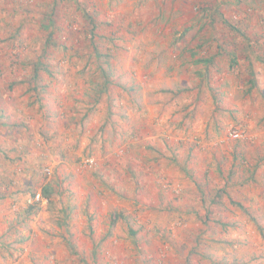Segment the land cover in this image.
<instances>
[{"label":"rangeland","instance_id":"rangeland-1","mask_svg":"<svg viewBox=\"0 0 264 264\" xmlns=\"http://www.w3.org/2000/svg\"><path fill=\"white\" fill-rule=\"evenodd\" d=\"M59 1L0 0V264H264V0Z\"/></svg>","mask_w":264,"mask_h":264},{"label":"trees","instance_id":"trees-1","mask_svg":"<svg viewBox=\"0 0 264 264\" xmlns=\"http://www.w3.org/2000/svg\"><path fill=\"white\" fill-rule=\"evenodd\" d=\"M63 1H68V0H63ZM70 1L72 3H75V2H77L79 0H70ZM59 4H60L59 0H52V2L50 3V7H49L48 11H50L51 13H53L55 15L56 14V9L59 6ZM37 5H42V4L38 3ZM205 6H206V8L204 10H206V12L209 13L210 16H212L213 19H214V17H216L215 20H217L218 17H219V19H220V17H222V15H221L222 12H220L221 13L220 14L219 10L216 7H214L212 4H210V5L209 4H205ZM86 19H87V22L89 23V24H87V31H89V33H91L90 34V40H89L91 46L94 45V49H95L99 59L101 57H103V56L106 57L104 54H102L100 52L99 47L96 45L95 31H96V29L98 27L97 22L92 20V18L90 19L89 18V14H87ZM224 21H227V20H223V22ZM228 26L230 27V29L234 30L235 32L241 33L242 36H244L246 39L247 38L249 39L248 34H246L241 28H238V27L234 26V24H232V23L228 24ZM44 27H49V26L46 25ZM61 29L62 28L59 25H56L54 28H52L51 31H47V41H46V43H47L48 46L49 45H56L57 47H62V46L66 47L64 43L61 44V42H58L57 34H55V32L57 30L60 31ZM254 45H257V44H254ZM252 50L253 51L255 50V46H252ZM45 52H47V48L46 47L44 49H42L38 54H36L37 57H35V60L32 62V68H31V72H30V75H29V78H28L29 79V83L32 84V86L30 87V91H36V93L34 92V95L37 97L36 100L39 101V102H41V100L43 99L42 94L45 91L44 86L41 85V75H42L41 73L42 72H50L51 73V71L49 70V68H50L49 64L42 61V59L46 55ZM228 54H229L230 66L232 68L233 67L234 68L238 67V65H239V56H238L237 52L229 50ZM214 57L215 56L200 58V61L201 62H205L207 64V66H208L209 63L214 62V60H215ZM257 59L262 61V62H264V57H261V56L258 57L257 56ZM108 61H109L108 57L105 59V62H100L99 61L100 68H102L101 69L102 70V75L105 76V80H104L103 84H101V86H100V89H99V92H98V96H96L95 101L97 99H99V96H100L101 93L109 91V85L111 83V80H110L111 71H110V63ZM208 74L209 73L207 72L206 77L204 78V79H206V81L210 80V76H208ZM250 77L251 78L248 81H251V87H253V88L257 87V79H256V76H255V71H254V66L253 65L250 67ZM41 106L43 107L44 104H41ZM4 116H5V112L3 110H1L0 111V119H2ZM12 182H13V179L7 178L5 180V186H3V187L8 189L10 187V185L12 184ZM6 189L2 188V192L0 193V197H4V195L6 194L5 193ZM54 192H55V188L52 185L47 184L46 186L43 187L42 196L46 197V198H51V196L53 195ZM26 212H28V213L33 212V206H30L29 209H27ZM63 224L65 226L67 225L65 233L62 234L63 235V239L65 240V242H66L69 250L71 251V253L73 255H77L78 252L75 249L76 245L73 243V241L71 239V231L68 228L69 223H68L67 220H63Z\"/></svg>","mask_w":264,"mask_h":264},{"label":"built area","instance_id":"built-area-1","mask_svg":"<svg viewBox=\"0 0 264 264\" xmlns=\"http://www.w3.org/2000/svg\"><path fill=\"white\" fill-rule=\"evenodd\" d=\"M237 134V133H236ZM40 197H41V193H38L37 194V199H40Z\"/></svg>","mask_w":264,"mask_h":264}]
</instances>
